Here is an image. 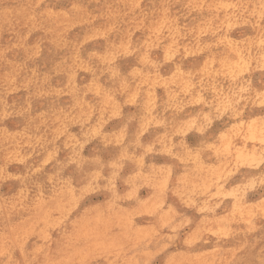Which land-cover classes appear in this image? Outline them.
Masks as SVG:
<instances>
[{
  "label": "rangeland",
  "instance_id": "374dc122",
  "mask_svg": "<svg viewBox=\"0 0 264 264\" xmlns=\"http://www.w3.org/2000/svg\"><path fill=\"white\" fill-rule=\"evenodd\" d=\"M0 264H264V0H0Z\"/></svg>",
  "mask_w": 264,
  "mask_h": 264
},
{
  "label": "bare ground",
  "instance_id": "6f19581e",
  "mask_svg": "<svg viewBox=\"0 0 264 264\" xmlns=\"http://www.w3.org/2000/svg\"><path fill=\"white\" fill-rule=\"evenodd\" d=\"M106 59V58H105ZM139 66V65H138ZM130 72V71H129ZM145 77V76H144ZM163 83V82H162ZM223 95V94H222ZM223 102V101H222ZM217 106V105H216ZM219 106V105H218ZM219 110V109H218ZM196 152V151H195ZM190 156V155H189ZM181 161V160H180ZM203 164V163H202ZM206 168V167H205ZM218 171V170H217ZM216 172V171H215ZM216 174V173H215ZM167 175V174H166ZM187 177V176H186ZM206 187V186H205ZM193 188V187H192ZM260 240V239H259ZM256 244V243H255ZM247 246V245H246ZM245 246V247H246ZM253 246V245H252ZM249 248V247H248ZM249 260V259H248Z\"/></svg>",
  "mask_w": 264,
  "mask_h": 264
}]
</instances>
